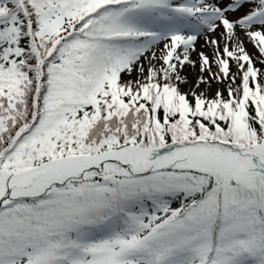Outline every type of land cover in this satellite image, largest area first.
Instances as JSON below:
<instances>
[{"label":"snow or ice","instance_id":"obj_1","mask_svg":"<svg viewBox=\"0 0 264 264\" xmlns=\"http://www.w3.org/2000/svg\"><path fill=\"white\" fill-rule=\"evenodd\" d=\"M0 264H264V0H0Z\"/></svg>","mask_w":264,"mask_h":264}]
</instances>
